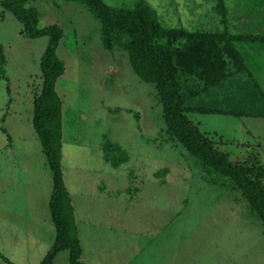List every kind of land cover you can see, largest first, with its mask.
<instances>
[{
    "label": "rangeland",
    "instance_id": "1",
    "mask_svg": "<svg viewBox=\"0 0 264 264\" xmlns=\"http://www.w3.org/2000/svg\"><path fill=\"white\" fill-rule=\"evenodd\" d=\"M133 6L136 0H104ZM231 32L264 31V0H224ZM165 26L224 28L217 0H146ZM38 26L58 24L61 167L80 232V264H264V220L229 177L191 155L167 131L153 82L133 70L127 51L103 45L101 24L82 0H30ZM47 35L30 37L0 4V264H73L54 249L49 201L53 172L33 124ZM251 42H237L254 78ZM260 43V42H255ZM248 64H247V63ZM246 72L222 86L182 82L186 104L225 108ZM233 162L264 167V117L185 113ZM123 153L105 159L103 145ZM77 226V225H76ZM84 256V257H83Z\"/></svg>",
    "mask_w": 264,
    "mask_h": 264
},
{
    "label": "trees",
    "instance_id": "2",
    "mask_svg": "<svg viewBox=\"0 0 264 264\" xmlns=\"http://www.w3.org/2000/svg\"><path fill=\"white\" fill-rule=\"evenodd\" d=\"M29 1L0 0V4L21 21L27 36L49 37L40 63L42 87L33 100V124L53 172L49 208L56 227L54 249L69 248L73 264H80L76 258L82 250L61 167L62 109L55 89L57 79L64 73V63L56 54L63 30L58 24L38 26L40 14L36 7L29 5ZM82 1L101 24L104 47L124 48L135 73L145 82L155 83L167 131L203 164L233 180L264 220V167L233 163L228 154L203 137L185 115L199 112L241 118L264 117V91L251 76L235 45L238 41L264 43V31L245 33L228 30V8L224 0H217L215 5L224 24L220 31L165 26L146 0H136L133 6L120 7L109 5L104 0ZM239 72H246L249 77L238 85V96L224 98L227 102L225 108L205 102L186 104L182 82L187 78L194 77L205 87H218ZM103 148L105 159H111L112 164L117 165V159L110 155L109 150L123 153L121 147L106 142Z\"/></svg>",
    "mask_w": 264,
    "mask_h": 264
},
{
    "label": "crops",
    "instance_id": "3",
    "mask_svg": "<svg viewBox=\"0 0 264 264\" xmlns=\"http://www.w3.org/2000/svg\"><path fill=\"white\" fill-rule=\"evenodd\" d=\"M249 44H250L249 48L251 49L250 57H252V59L250 60L249 66L251 67V69L253 71L254 78L257 81L259 87L261 88L262 91H264V43L251 42ZM235 45L238 48L237 42H235ZM63 176H64V174H63ZM65 185H66V183H65ZM66 187H67V185H66ZM75 222H76V225L78 227L76 218H75ZM79 231L80 230L78 228V237H79V241L81 243ZM81 250H82V255H83L84 248L82 247ZM105 260L107 261L108 264L112 263V260L110 257H108V259H105Z\"/></svg>",
    "mask_w": 264,
    "mask_h": 264
}]
</instances>
